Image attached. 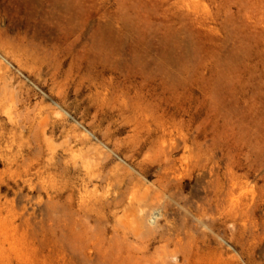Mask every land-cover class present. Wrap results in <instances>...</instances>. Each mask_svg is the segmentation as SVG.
<instances>
[{
  "label": "rangeland",
  "instance_id": "obj_1",
  "mask_svg": "<svg viewBox=\"0 0 264 264\" xmlns=\"http://www.w3.org/2000/svg\"><path fill=\"white\" fill-rule=\"evenodd\" d=\"M0 264H264V0H0Z\"/></svg>",
  "mask_w": 264,
  "mask_h": 264
},
{
  "label": "bare ground",
  "instance_id": "obj_2",
  "mask_svg": "<svg viewBox=\"0 0 264 264\" xmlns=\"http://www.w3.org/2000/svg\"><path fill=\"white\" fill-rule=\"evenodd\" d=\"M137 224V223H136ZM134 226V225H133ZM136 231V230H135ZM137 232V231H136Z\"/></svg>",
  "mask_w": 264,
  "mask_h": 264
}]
</instances>
